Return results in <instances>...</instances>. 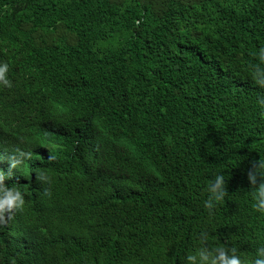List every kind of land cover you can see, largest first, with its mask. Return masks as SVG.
<instances>
[{
    "label": "trees",
    "instance_id": "1",
    "mask_svg": "<svg viewBox=\"0 0 264 264\" xmlns=\"http://www.w3.org/2000/svg\"><path fill=\"white\" fill-rule=\"evenodd\" d=\"M261 47L264 0H0V153L33 152L5 181L26 204L0 228V264H187L204 232L251 264Z\"/></svg>",
    "mask_w": 264,
    "mask_h": 264
},
{
    "label": "clouds",
    "instance_id": "2",
    "mask_svg": "<svg viewBox=\"0 0 264 264\" xmlns=\"http://www.w3.org/2000/svg\"><path fill=\"white\" fill-rule=\"evenodd\" d=\"M253 55L257 62L249 64L250 76L257 86L264 88V47L258 49ZM9 70L7 62L0 63V86L4 88L13 86L11 80L8 79ZM258 102L264 105V99ZM21 142L24 141L21 140ZM32 156L31 150H25L19 146L12 149L11 153L6 156L0 153V161L6 159L9 164L7 174L0 169V228L7 227L15 215L24 210L26 201L25 194L21 190L22 186L18 183L9 186L6 185L5 181L11 179L13 169L21 167L26 161L31 160ZM48 159L49 161L55 160V156L50 155ZM35 178L43 184L50 185L51 183V177L43 171L37 173ZM227 180L225 175L219 173L208 182L209 196L204 202V207L209 210L210 215H212L216 204L224 201L225 197L228 196ZM247 180L252 189L249 192L254 201L252 207L255 211L264 213V159L252 162V166L247 172ZM44 195L50 197L51 191L46 188ZM208 239L207 232L201 233L200 247L194 253L186 256L187 264H244L237 248L209 247ZM12 264H15V261ZM251 264H264V247L256 249L255 259L251 261Z\"/></svg>",
    "mask_w": 264,
    "mask_h": 264
}]
</instances>
